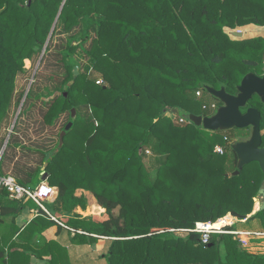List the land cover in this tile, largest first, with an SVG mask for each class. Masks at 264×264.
Masks as SVG:
<instances>
[{
  "label": "trees",
  "instance_id": "16d2710c",
  "mask_svg": "<svg viewBox=\"0 0 264 264\" xmlns=\"http://www.w3.org/2000/svg\"><path fill=\"white\" fill-rule=\"evenodd\" d=\"M63 3L0 0V125L26 61L44 50ZM92 16L103 18L90 55L106 85L67 67L68 96L52 101L45 123L53 125L81 106L90 108L94 123L70 120L64 145L59 142L52 152L45 173L50 186L59 189L63 211L85 209L86 198L77 196L84 190L105 213L92 220L55 217L75 233L73 242L86 246L105 240L97 254L100 264H264V256L244 251L234 235H213L204 246L199 234L177 232L230 215L251 216L264 173L254 162L235 176L238 157L232 146L227 144L225 155L215 153L217 145L225 146V136L231 139L228 134L181 125L168 115L174 110L203 115L197 92L208 95L205 86L236 95L246 75H264V36L239 40L227 31L245 37L248 30L241 28L264 27V0H66L58 22L71 31ZM248 107L262 114L264 148V103L254 96ZM247 131L235 138H249ZM149 149L157 159L155 178L146 164ZM39 176L31 187L40 184ZM34 206L0 188V264H31L32 253L51 254V264H57V243L43 234L64 227L45 213L24 229L17 224ZM252 220L264 228V210Z\"/></svg>",
  "mask_w": 264,
  "mask_h": 264
},
{
  "label": "rangeland",
  "instance_id": "374dc122",
  "mask_svg": "<svg viewBox=\"0 0 264 264\" xmlns=\"http://www.w3.org/2000/svg\"><path fill=\"white\" fill-rule=\"evenodd\" d=\"M102 21L103 18L99 16L86 17L71 31L65 29L64 21L58 22L46 51L36 55L30 60V64L26 61V71L17 79L8 117L0 125V154L3 151L0 164L3 176H12L22 184L31 186L36 175L40 173L39 182H41L44 179L47 161L57 149L60 135L65 131L70 120L94 123L88 106L76 109L77 113L74 117L69 112L60 115L53 125H47L44 118L52 101L66 93L64 91L68 66L74 68L76 76L86 74L91 75L95 80L104 81L101 74L93 69L95 60L90 55L92 43L98 36ZM241 30L245 31L248 28L244 27ZM245 38L248 37L237 39ZM72 48H76L75 52H71ZM103 84L106 85V82L104 81ZM214 101L215 98L210 94L202 97V103L209 104ZM172 113L175 114L174 111H169V117L176 120V116ZM178 115L184 114L178 111ZM240 132L241 130L233 129L214 133L220 137L226 133L236 142L242 141L235 138ZM247 132L251 134V129ZM147 151L149 153H146V164L151 176L155 178L158 168L156 155L152 149ZM88 193L89 196L85 197L87 205L83 212L86 219L102 217L105 210L99 206L95 195ZM49 208L53 209L48 206L49 211H51ZM257 229L259 228L255 230ZM262 230L264 231L263 227Z\"/></svg>",
  "mask_w": 264,
  "mask_h": 264
},
{
  "label": "water",
  "instance_id": "95a60500",
  "mask_svg": "<svg viewBox=\"0 0 264 264\" xmlns=\"http://www.w3.org/2000/svg\"><path fill=\"white\" fill-rule=\"evenodd\" d=\"M57 16L54 23L50 36L47 40L43 53L46 51L49 45L54 30L62 12V8ZM233 36L237 38H243L242 32H236ZM213 98L217 99L222 103L218 110L210 116H202L195 114L184 115V117L190 120L195 126L203 128L210 132H225L233 129H251L250 137L247 140L236 141L232 144V150L238 157V170L234 173L235 176L240 174V171L251 163H258L262 172L264 173V148L262 147V114L261 112L253 107H248L250 101L254 96H258L262 103H264V75L258 76L255 73H249L244 77L241 84L237 87L238 93L232 95L227 92L226 88L222 87L217 90L210 86L204 88ZM67 96V93H65ZM245 110V111H244ZM244 111V112H243ZM175 114H178V110H174ZM77 113L76 109L72 110V117ZM73 123H70L66 130L72 127ZM66 131H63L60 135V147L64 145V139ZM0 154V160L2 158ZM258 199L261 200V206L258 212L264 210V181L258 194ZM257 199V201H258ZM238 220H246L247 217L240 215H232Z\"/></svg>",
  "mask_w": 264,
  "mask_h": 264
},
{
  "label": "crops",
  "instance_id": "0c3cea01",
  "mask_svg": "<svg viewBox=\"0 0 264 264\" xmlns=\"http://www.w3.org/2000/svg\"><path fill=\"white\" fill-rule=\"evenodd\" d=\"M248 33L244 32L245 37L248 38H255V37H263L264 36V27H258L255 25L247 26ZM228 33H231L230 35L233 36L236 32H230L228 30ZM243 33V32H242ZM77 196H84L88 197L89 193L80 190L77 191ZM57 198H53L50 200L48 206H51L53 209L49 208L53 215L56 213L61 214L63 217L68 218H74L76 215H80L84 212V209L81 207H78L74 212L69 213L62 210L61 204L58 203ZM47 206V208H48ZM261 206V200H256V206L254 213L247 217L246 220H239L236 224L230 226V228H233V231L238 232L239 235L235 236L237 239H239L242 243L244 251L251 255H257V256H264V239L258 238L253 235H249L248 233H256V232H264L262 230V224L260 220H252L251 217H253L255 214L258 213L259 207ZM37 208L34 206L26 208V210L23 211L22 215L17 219V224L19 227L24 229L28 224H30L37 216L35 214V210ZM65 225V224H64ZM259 228L255 230L256 228ZM261 227V228H260ZM39 235L35 236L33 239V244L36 245L38 242ZM43 237L47 241H53L57 243V246H55V249L57 250L55 253V261L57 264H100L98 259V253L101 252L105 245V240H99L96 244H88L86 246H83L77 242H73V238L75 237L74 232H70L68 230V227L65 225L64 230H59V226L52 227L48 229L44 234ZM185 237V236H184ZM221 255L223 258L226 256V249L224 246H222L221 249ZM53 260V255L47 254L43 258L38 257L36 254H31V264H51ZM103 264V263H101Z\"/></svg>",
  "mask_w": 264,
  "mask_h": 264
},
{
  "label": "built area",
  "instance_id": "2783aa9c",
  "mask_svg": "<svg viewBox=\"0 0 264 264\" xmlns=\"http://www.w3.org/2000/svg\"><path fill=\"white\" fill-rule=\"evenodd\" d=\"M240 32V31H238ZM103 81H98L97 84H103ZM203 91L200 90L197 92V97H203ZM219 108V104L217 101L212 103H203L202 111L203 115L205 114H214ZM202 115V116H203ZM176 116V121H178L181 125L193 124L190 120L186 119L184 116H180L178 114ZM225 146L217 145L215 147V153L218 155H225L227 152V144L232 146L233 142H231L227 136L224 137ZM147 153H149L147 151ZM0 188L7 190L10 197L20 202H30L33 201L37 205V209L35 210L36 215H40L41 213H45L50 219L55 221L57 224L61 226H65L55 215H53L47 208L48 203L53 198L58 197L59 189L56 187L50 186L47 181L46 173H44V179L37 185L35 188L31 186L22 185L12 176H3L0 177ZM82 219H86V215L81 213ZM239 220L234 216H228L223 219H219L215 223H197L195 229L193 230H181L177 231L178 233L189 234L196 233L201 236V243L204 246H208L211 242V238L213 235H221V234H230L234 236H238L239 233L235 231H228L227 228L236 224ZM176 232V231H174ZM82 233V232H80ZM250 236H256L258 238L264 239V232H256V233H248Z\"/></svg>",
  "mask_w": 264,
  "mask_h": 264
},
{
  "label": "flooded vegetation",
  "instance_id": "af4514ba",
  "mask_svg": "<svg viewBox=\"0 0 264 264\" xmlns=\"http://www.w3.org/2000/svg\"><path fill=\"white\" fill-rule=\"evenodd\" d=\"M218 104H219V106H221V104L219 103V101H218ZM208 115H211V114H208ZM203 116H205V115H203Z\"/></svg>",
  "mask_w": 264,
  "mask_h": 264
}]
</instances>
